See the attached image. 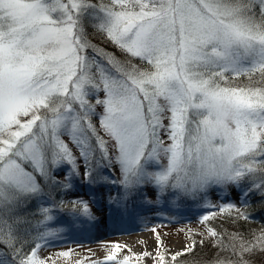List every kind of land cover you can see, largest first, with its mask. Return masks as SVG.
Returning a JSON list of instances; mask_svg holds the SVG:
<instances>
[{
    "label": "snow or ice",
    "instance_id": "1",
    "mask_svg": "<svg viewBox=\"0 0 264 264\" xmlns=\"http://www.w3.org/2000/svg\"><path fill=\"white\" fill-rule=\"evenodd\" d=\"M105 188L123 211L218 210L200 217L211 256L190 235L168 260L157 235L137 260L264 264V223L247 227L264 213V0H0V264H55ZM119 250L91 264H130Z\"/></svg>",
    "mask_w": 264,
    "mask_h": 264
},
{
    "label": "rangeland",
    "instance_id": "2",
    "mask_svg": "<svg viewBox=\"0 0 264 264\" xmlns=\"http://www.w3.org/2000/svg\"><path fill=\"white\" fill-rule=\"evenodd\" d=\"M109 50L111 51L112 49L109 48ZM78 191L86 199L88 198L86 195L88 192L87 188L78 189ZM148 191L149 195L154 198L153 190L148 189ZM107 192V188L103 189L104 199L100 200L94 209L96 214L94 223L73 227L68 232L64 243L47 250L45 255L51 256L55 260V264H77V262L79 264H91L92 261L103 262L111 248L115 245L120 246L116 257L118 260H122L124 256H128L130 257V264H152L149 258L137 260V257L142 256L145 251L153 255L155 254V250L158 248L156 242L157 235L163 241V247L168 250L167 259L170 260L171 253L181 250L184 244L189 241L190 235L197 242H200L201 238L198 233L202 231L200 217L204 215L203 210L207 212L218 211L217 209L199 207L191 200L172 204L171 201L174 197L171 196L164 198L160 203L155 205L142 204L136 201L130 204L127 211H123L115 207H109ZM229 198L234 199V197ZM210 199L212 203L220 202L215 192L211 194ZM200 209L201 211H199ZM262 215L264 213L258 212L254 218L259 224L264 223L261 220ZM113 216L117 219L121 217L126 218L125 222L127 226L134 227L131 233L124 234L127 236L133 235V244L128 246L121 244V237L117 235L122 234L109 229L108 220ZM153 228L156 229L155 232L152 231ZM91 229L93 233L91 232L90 234L89 231ZM189 229H191V234L189 233ZM98 232L101 235H96ZM205 245L208 246L209 244L206 243ZM62 251H69V256L59 257L54 255ZM209 254L205 256H211L213 253Z\"/></svg>",
    "mask_w": 264,
    "mask_h": 264
},
{
    "label": "trees",
    "instance_id": "3",
    "mask_svg": "<svg viewBox=\"0 0 264 264\" xmlns=\"http://www.w3.org/2000/svg\"><path fill=\"white\" fill-rule=\"evenodd\" d=\"M203 211H204V213L207 212L206 210H203ZM220 222H221V218L218 217L217 220L213 222V224H217L218 225ZM259 225L260 224L255 221V223H250L249 225H247V227L255 228L256 226L259 227ZM196 242H197V240H196ZM209 252H211L210 254L213 253V250L210 248L209 245L208 246L204 245L203 247H201L200 246V242H197V248H196V255L197 256H205L206 254H209Z\"/></svg>",
    "mask_w": 264,
    "mask_h": 264
},
{
    "label": "bare ground",
    "instance_id": "4",
    "mask_svg": "<svg viewBox=\"0 0 264 264\" xmlns=\"http://www.w3.org/2000/svg\"><path fill=\"white\" fill-rule=\"evenodd\" d=\"M134 230V227H127V228H124V229H121L119 232H116V233H119V234H122V235H117V236H119V237H121V244H123V245H125V246H128V245H130V244H133L134 243V241H133V239H134V237H133V235L132 234H130L129 236H127V235H124V234H129V233H131L132 231Z\"/></svg>",
    "mask_w": 264,
    "mask_h": 264
}]
</instances>
